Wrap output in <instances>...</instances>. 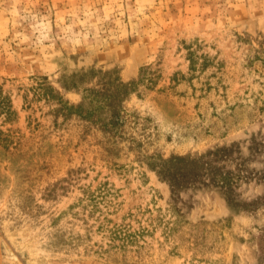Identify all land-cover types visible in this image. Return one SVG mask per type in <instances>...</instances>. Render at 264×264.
I'll return each instance as SVG.
<instances>
[{
	"label": "rangeland",
	"instance_id": "374dc122",
	"mask_svg": "<svg viewBox=\"0 0 264 264\" xmlns=\"http://www.w3.org/2000/svg\"><path fill=\"white\" fill-rule=\"evenodd\" d=\"M0 98V264H264V0H0Z\"/></svg>",
	"mask_w": 264,
	"mask_h": 264
},
{
	"label": "trees",
	"instance_id": "16d2710c",
	"mask_svg": "<svg viewBox=\"0 0 264 264\" xmlns=\"http://www.w3.org/2000/svg\"><path fill=\"white\" fill-rule=\"evenodd\" d=\"M88 72H74L70 75V80H61L60 84L66 88H76L81 90V101L77 105H71L67 112L75 111L77 114L84 118H88L94 123H100L103 128L112 129L115 132L121 133V129L125 125L127 114L122 102L124 96L133 88L134 81L124 82L117 78L110 79L102 75L94 85L85 84L87 79L90 78ZM47 87V86H46ZM45 87V88H46ZM49 88V87H47ZM52 93V88L48 90ZM9 109V105L0 98V110ZM67 109V108H66ZM219 148L215 153L222 151ZM202 156V155H201ZM162 168L158 172L166 171L167 174L175 172L177 175L186 177V170L192 168L201 169L202 165H196V159L189 156H173L161 162ZM197 172L188 176V178H196ZM229 172L225 173L223 178H219L222 185H230L232 183L229 178ZM195 175V176H194Z\"/></svg>",
	"mask_w": 264,
	"mask_h": 264
}]
</instances>
